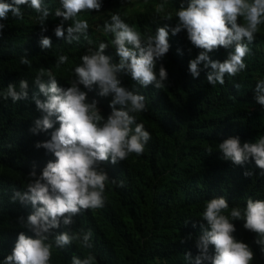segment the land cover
Here are the masks:
<instances>
[{
	"label": "trees",
	"instance_id": "trees-1",
	"mask_svg": "<svg viewBox=\"0 0 264 264\" xmlns=\"http://www.w3.org/2000/svg\"><path fill=\"white\" fill-rule=\"evenodd\" d=\"M100 2L98 12L84 11L76 17L87 20L89 28L85 34L73 33L79 39L71 42L66 29L73 21L55 15L57 9L63 11L60 0H43L49 11L43 25L38 19L41 14L29 5L20 6L22 18L9 12L6 20H0L5 25L0 33V264L11 255L20 232L32 236L19 222L20 217L26 222L33 212L32 205L13 201L14 193L26 191L28 174L33 168L39 176L49 161H55L52 153L36 144L50 140L59 124L46 132L31 131L35 120L43 116L33 95L45 99L34 81L40 69L50 70L58 86L68 88L76 79L74 69L82 63L81 57L89 49L98 50L101 43L108 45L104 54L118 64L114 37L104 30L105 23H110L111 15L116 13L142 38L168 26L170 48L156 62L157 77L161 65L168 77L164 88L156 89L154 85H139L125 72L118 74L121 86L145 97L146 111L133 115L137 123L144 124L151 138L142 155L130 154L115 165L101 163L109 177L104 206L82 210L72 217L70 225L65 226L61 220L60 227L51 230L53 239L65 231L82 239L90 231L92 247H83L80 239H74L63 249L53 245L49 264H72L74 256L83 260L89 255L95 258L94 264H191L185 254L190 252L193 260L199 254L195 241L202 232L201 225L207 227L202 219L206 201L225 198L229 209L223 214L229 215L232 207L245 208L248 198L264 199V174L255 162L250 159L241 166L233 165L223 159L218 149L219 143L229 137H239L243 144L264 135V106L254 98L257 83L264 80V23L248 44L246 68L234 77L226 74L224 85L213 86L207 82L210 67L201 64L196 79L189 72V61L202 50L191 44L186 30L175 36L171 32L179 22L175 12L182 2L186 7L187 0ZM160 4L164 10L158 12ZM169 13L171 20L166 18ZM58 26L65 30L62 38L55 35ZM45 38L51 41L50 48L42 47ZM233 50L234 45L229 49L221 47L209 56L223 62ZM62 55L68 60L57 67ZM21 57L29 59L30 64H21ZM22 79L29 84L27 99H5L8 85H16L19 91ZM42 79L47 82L48 77ZM79 87L87 92L89 102L98 101L101 115L107 118L113 96H100L98 85H93L91 91L83 85ZM245 172L252 175L246 177ZM233 223L235 237L248 244L255 254L252 264H264V253L255 243L259 237L244 228L243 220ZM209 252L214 255L212 246Z\"/></svg>",
	"mask_w": 264,
	"mask_h": 264
},
{
	"label": "clouds",
	"instance_id": "clouds-1",
	"mask_svg": "<svg viewBox=\"0 0 264 264\" xmlns=\"http://www.w3.org/2000/svg\"><path fill=\"white\" fill-rule=\"evenodd\" d=\"M63 11L57 9L55 15L64 21L73 23L66 31L71 40H78L73 33L85 34L89 24L85 19H76L84 11H99L100 0H60ZM21 5H29L37 13L40 24L43 25L49 16V11L43 5V0H11L0 2V20H6L11 12L14 17L22 18ZM164 10V5L157 6V11ZM178 24L171 29L172 35L187 31V38L196 48L202 51L189 61V72L193 79L200 75V65L211 68L207 74V82L213 86L224 85L225 75L236 76L246 68L244 58L249 53L248 44L255 39L258 26L264 23V0H187V6L180 4L175 12ZM171 20L169 13L166 17ZM241 19L243 23H241ZM130 23V22H129ZM5 25L0 23V33ZM104 30L111 33L119 63H112L111 57L104 54L107 44L101 43L99 49L81 57L82 63L74 69L76 79L68 88L58 86L57 79L50 70L40 69L34 84L45 99L40 100L35 94L33 100L42 118L35 120L31 131L53 129L58 123L59 128L51 133V139L38 142L37 148H44L52 153L55 161H49L37 176L35 168L28 174L26 191H16L13 201L21 204H31L33 212L19 218L22 227H26L32 236L20 232L12 249L3 264H49L53 245L63 249L74 239L82 240L83 247H92L89 231L81 237L77 234L62 232L51 238V230L60 227L61 220L65 226L72 223V217L82 210L99 209L104 206L105 188L109 177L101 163L111 162L115 165L124 161L130 154L142 155L151 136L145 130L143 123H137L134 113L146 111L145 97L134 94L121 86L118 74L125 72L139 85L156 89L164 88L168 74L163 65L156 73V62L169 51L168 26L159 27L155 35L142 38L141 33L125 23L119 13L111 15L110 23H105ZM55 35L62 38L65 30L62 26L55 29ZM247 41V43H245ZM42 47H51V41L42 40ZM234 50L227 54L223 61H213L209 53L218 48ZM131 46V47H129ZM67 56H60L57 67L66 63ZM21 64H30L29 59L21 57ZM48 77L47 82L42 78ZM93 85L99 86V95L113 96L109 105L110 114L105 118L98 108V101H88L87 92ZM239 88V85H236ZM29 84L27 80L19 81V91L16 85L9 84L4 95L13 102L27 99ZM255 101L264 106V80L257 83ZM119 106V107H117ZM55 117V120L52 118ZM134 126V127H133ZM223 159L233 165L241 166L250 159L264 174V135L255 142L240 141L239 137H229L218 145ZM246 177L251 172H245ZM112 183H116L112 180ZM229 209L227 200L223 197L206 201L202 219L207 227L201 225L202 232L195 241L199 254L194 258L191 253L185 254V259L191 264H252L255 254L250 246L238 240L233 221L243 220L244 228L255 233L259 239L255 241L264 253V199H247L246 207H232L229 215L223 214ZM191 237H189L190 239ZM184 241H181L183 243ZM214 248V255L209 248ZM94 257L89 255L81 260L75 256L72 264H94Z\"/></svg>",
	"mask_w": 264,
	"mask_h": 264
},
{
	"label": "rangeland",
	"instance_id": "rangeland-1",
	"mask_svg": "<svg viewBox=\"0 0 264 264\" xmlns=\"http://www.w3.org/2000/svg\"><path fill=\"white\" fill-rule=\"evenodd\" d=\"M258 31H260V28H259V26H258Z\"/></svg>",
	"mask_w": 264,
	"mask_h": 264
}]
</instances>
